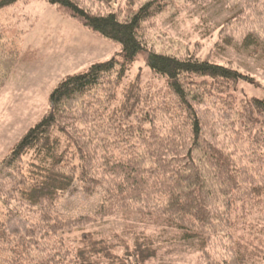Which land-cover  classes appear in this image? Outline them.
Wrapping results in <instances>:
<instances>
[{"label":"trees","instance_id":"trees-1","mask_svg":"<svg viewBox=\"0 0 264 264\" xmlns=\"http://www.w3.org/2000/svg\"><path fill=\"white\" fill-rule=\"evenodd\" d=\"M28 1L0 0V90L19 60L3 27ZM41 1L116 52L64 78L0 162V264H146L168 244L195 247L201 264H264V97H238L241 82L256 81L231 62L187 45L159 51L152 36L176 29L184 9L205 16L221 5L215 47L262 64L264 0ZM140 55L144 85L127 80ZM75 184L98 200L88 214L63 215L57 205ZM119 212L143 224L130 241L87 230Z\"/></svg>","mask_w":264,"mask_h":264},{"label":"rangeland","instance_id":"rangeland-1","mask_svg":"<svg viewBox=\"0 0 264 264\" xmlns=\"http://www.w3.org/2000/svg\"><path fill=\"white\" fill-rule=\"evenodd\" d=\"M11 10V19L8 16L6 20L10 26L3 27L2 35L6 49L17 54L19 60L0 90V162L42 118L48 109L50 94L64 78L80 74L94 64L104 63L116 52L113 43L87 30L44 1L19 2ZM186 10L174 24H170L176 29L168 27V23L159 25V30L152 35L157 50L169 52L174 48L184 53L187 45L191 52L212 63L223 65L231 62L241 73L256 81V84L241 82L236 92L238 97H264V63L256 62L245 53L230 49L220 51L215 47L217 26L226 16L221 5L211 6L205 16L192 12L194 10ZM200 17L209 21L205 22ZM180 35L187 37V43H178ZM137 76L143 85L151 80L144 55L138 56L127 80L133 81ZM3 170L0 166V172ZM97 200V195L86 196L75 184L59 200L57 210L68 216L85 215L94 209ZM143 228L138 215L119 212L87 230L98 231L114 240L117 237L130 241ZM164 247L167 253L146 264H160L159 260H164L163 264H201V254L195 247H173L171 244Z\"/></svg>","mask_w":264,"mask_h":264}]
</instances>
